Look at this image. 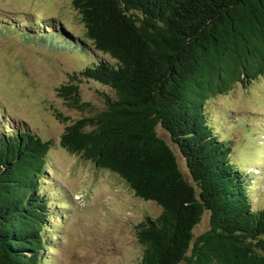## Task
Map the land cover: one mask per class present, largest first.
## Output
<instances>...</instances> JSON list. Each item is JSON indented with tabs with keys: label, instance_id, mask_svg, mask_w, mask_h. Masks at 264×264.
I'll list each match as a JSON object with an SVG mask.
<instances>
[{
	"label": "trees",
	"instance_id": "obj_1",
	"mask_svg": "<svg viewBox=\"0 0 264 264\" xmlns=\"http://www.w3.org/2000/svg\"><path fill=\"white\" fill-rule=\"evenodd\" d=\"M71 5L85 38L65 31L43 37L52 41L56 34L86 55L107 56L111 61L95 57L79 75L106 86L113 97L104 94L103 110L68 125L60 145L160 207L156 217L135 226L136 264H264V205L253 207L251 175L233 163L232 142L220 139L207 109L236 84L264 77V0ZM36 32L24 38L35 41ZM57 92L70 107H87L73 81ZM9 129L0 127V264L47 263L51 209L41 181L51 142L23 124ZM205 214L208 228L194 236Z\"/></svg>",
	"mask_w": 264,
	"mask_h": 264
},
{
	"label": "rangeland",
	"instance_id": "obj_2",
	"mask_svg": "<svg viewBox=\"0 0 264 264\" xmlns=\"http://www.w3.org/2000/svg\"><path fill=\"white\" fill-rule=\"evenodd\" d=\"M71 7V0H0V22L12 21L22 12L47 15L79 38L83 27ZM0 38H4L0 39V107L14 118L12 128L24 124L51 142L46 179L40 183L51 209L50 228L44 232L51 248L44 251L47 263L42 264H136L140 245L135 226L146 217H156L160 207L136 197L115 174L94 167L60 145L68 125L103 110L104 94L113 97L106 86L79 75L80 70L95 57L111 60L99 52L86 55L74 47L17 44L20 42L9 35ZM71 81L78 87L81 102L87 104L83 110L70 107L58 96V88ZM209 111L214 131L220 139L228 137L232 142L237 162L233 163L244 172L254 168L263 172V150L257 149L263 143L257 136L264 134V123L258 121L264 118V77L251 84H236L230 93L212 99ZM243 116L256 118L257 130L238 129L236 120L241 122ZM5 120L9 121L0 115V123ZM157 131L174 149L165 132ZM177 153L180 169L188 179L184 159ZM259 177L251 182L253 207L264 205V176L261 173ZM61 193L66 196L63 201ZM65 201L68 205H63ZM207 228L205 214L193 235Z\"/></svg>",
	"mask_w": 264,
	"mask_h": 264
}]
</instances>
